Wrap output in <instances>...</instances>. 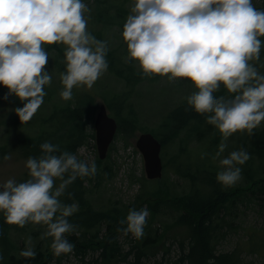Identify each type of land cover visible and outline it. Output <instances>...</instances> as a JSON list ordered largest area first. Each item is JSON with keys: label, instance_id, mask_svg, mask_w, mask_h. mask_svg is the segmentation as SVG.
<instances>
[{"label": "clouds", "instance_id": "1", "mask_svg": "<svg viewBox=\"0 0 264 264\" xmlns=\"http://www.w3.org/2000/svg\"><path fill=\"white\" fill-rule=\"evenodd\" d=\"M89 11L82 0H0V84L9 89L4 99L14 94L23 102L14 110L22 123L44 103V88L52 81L45 70L49 53L42 45L66 46L65 71L60 73L64 101L73 98L74 87L91 89L108 70V41L86 30ZM258 37H264V10L252 0H134L122 31L128 50L124 60L137 61L143 76L167 77L170 83L186 78L198 89L187 103L196 113L207 114L206 123L221 133L214 160L233 133L247 130L252 135L264 121V74L250 63L260 59L264 42ZM221 84L234 94L231 98L214 96ZM39 147L41 154L26 160L30 179L0 185V211L9 225H45L40 238H51L53 255L59 257L74 250L65 234L75 232L68 217L78 211L77 204L59 198L78 177L95 176L97 166L50 142ZM3 159L10 160L11 154ZM248 159L243 148L219 159L217 182L234 186L242 178L236 165ZM148 215L146 207L131 209L120 221L127 225L124 234L143 237ZM19 255L36 258L31 237Z\"/></svg>", "mask_w": 264, "mask_h": 264}, {"label": "rangeland", "instance_id": "2", "mask_svg": "<svg viewBox=\"0 0 264 264\" xmlns=\"http://www.w3.org/2000/svg\"><path fill=\"white\" fill-rule=\"evenodd\" d=\"M82 2L90 9L85 14L86 17H90L86 30L97 39L108 41L110 49L106 56L108 70L91 89H87L86 86L74 87L73 98L64 101L60 97L63 88L60 73L65 71L63 61L66 46L63 44L42 45L49 53L45 70L51 74L52 81L44 88L47 93L44 103L29 121L19 124L20 126L16 125L18 115L14 110L17 107H23V102L14 94L4 99L9 89L0 84V185L8 179H14L17 183L30 179L29 170L25 166L28 158L24 157L17 147L20 137L49 131L53 142L66 143L71 136L73 126L70 121H67L68 124L63 122L62 118H58L55 122L49 120L52 113L58 109V116L62 108H74L79 104L91 106L94 111L91 118L88 119L86 116L84 124L78 123L80 129L84 128L89 135L76 155L89 163L95 161L97 173H101L104 179L99 183L100 175L97 173L87 179L88 198L95 208L111 210L117 206L121 212H125L124 220L131 209L139 211L146 207L149 215L146 218L143 237L137 239L131 233L125 235L122 232L117 240L124 244L126 252L133 244L143 247L144 241L149 236L158 238L157 242L148 244L149 246L144 248L146 252L144 263L158 264L164 261V264H180L179 259L183 250L181 245L182 243L189 245L191 232L188 226L176 221L184 208L173 204L175 198L186 194L212 191L213 187L204 180L205 175L216 178L217 173L222 170L219 159L243 148L250 155V159L243 165H236L242 169L241 180L231 187L220 184L223 189L232 191L233 196L223 208L226 221L221 223L224 224L225 235L220 237L217 245L221 251H232L235 248L242 250L243 264H264V195L251 192L254 189V183L264 179V156L250 152L247 143L250 135L247 130L233 133L225 142L227 147L221 157L214 160L213 157L222 139L221 133L214 128L212 132L201 137L200 131L206 128L207 123L198 124L196 121H191L174 140L168 141L164 146L162 159L166 167L163 176L159 179H149L145 171L144 157L136 146L139 135L145 131L155 133L158 137L171 133V127L167 126L170 112L186 104L187 97L198 89L186 78H177L176 82L170 83L167 77L157 75L151 78L145 77L137 61L125 62L124 57L128 55V50L122 38V31L134 0H82ZM252 2L257 9L264 10V0H252ZM258 38L264 42V37ZM250 63L264 74V43H262L259 61L253 60ZM122 90H127L125 92V100L129 106V108L125 107L128 109L127 118L135 121L136 128L131 132H119L109 149L108 156L100 160L96 142L95 117L100 105L106 104L104 95L108 94L111 97ZM233 95L226 90L224 97L231 98ZM111 111L110 109L109 113L114 115V111ZM125 113H127L126 110ZM60 124L63 126L56 133V128ZM263 128L264 121L254 130ZM8 154H11V159L5 161L3 157ZM104 166H109L111 171L106 174L104 171L99 172ZM108 174L111 175L107 176ZM60 182L56 180L55 183L58 186ZM158 188L162 190L154 193V190ZM140 193L142 196L136 200ZM64 195L59 199L67 204ZM156 202H162L157 213L151 208V205ZM2 213L3 211H0V214ZM20 229L11 231L12 249L5 252L0 248V255L3 256L0 264H3L11 253L19 256L26 247L29 237H31L34 251L38 245H41L44 252H52L50 247L52 239L40 238L41 234L47 230L45 225L27 223ZM255 241L258 244L257 248H253ZM256 249L258 251H254ZM100 251L101 248L90 249L81 258L79 257L81 255L73 250L65 255L61 262L57 261V257H52V261L47 264H91L95 257H100ZM133 257L132 253L128 260L121 259L119 263L130 264Z\"/></svg>", "mask_w": 264, "mask_h": 264}, {"label": "trees", "instance_id": "3", "mask_svg": "<svg viewBox=\"0 0 264 264\" xmlns=\"http://www.w3.org/2000/svg\"><path fill=\"white\" fill-rule=\"evenodd\" d=\"M226 88L221 84L220 89L214 93V96H225ZM122 90L119 93L110 95H104V101L109 111L114 113V116L118 123V132H131L136 128L135 121L127 118L129 108L125 100V92ZM116 104V105H115ZM116 106V107H115ZM125 110L127 113H125ZM61 113L57 116L58 109L52 113V117L49 120L55 122L58 118L63 119V122L68 124L70 121L71 136L67 139L66 143L53 142V137L49 131H40L36 135H29L20 137L17 143L18 149L21 154L28 158L29 156L38 157L41 154L40 145L44 142H51L52 144L59 145L61 151H69L76 155L79 147L87 141L88 133L84 128L80 129L81 125L85 123V117L88 119L92 116L93 108L86 105H77L71 108H62ZM94 113V111H93ZM207 115V114H206ZM206 115H200L188 105V103L180 105L170 112L167 126L171 127V133L163 134V137H158L162 142V152L164 146L168 141L174 140L182 129L187 127L191 121H196L198 124L206 123ZM55 116V117H54ZM19 117L17 118L16 125H21ZM23 124V123H22ZM19 125V126H20ZM63 124H60L56 128V133ZM214 127L206 124V128L200 131L201 137L206 133L212 132ZM117 136V135H116ZM116 138V137H115ZM247 143L250 148V152L264 156V128L261 130H253V134L247 139ZM163 157V156H162ZM83 160L81 158H78ZM101 160V159H100ZM98 160V164H100ZM85 161V160H84ZM166 167L164 163V168ZM99 171V168H98ZM109 173L111 168L109 166L101 167V171ZM100 175L101 173H97ZM111 174H108L109 176ZM67 178V175L65 176ZM89 177L83 179L77 178L65 191V202L67 204L75 203L78 205V211H76L68 220L71 224L75 225V232L66 233V238L75 245L74 251L76 254H87L90 249H100V257H95L91 264H120V260H128V257L133 253V261L130 264H145L144 257L146 252L144 248L158 241V238L149 236L143 243V247H139L138 244H133L128 251H124V244L117 240L120 233L127 226L121 225L120 221L124 218L125 212H121L120 209L115 206L114 209L106 210L95 208L87 196L88 188L86 181ZM104 179L102 175L99 177V183ZM58 180V179H57ZM204 180L210 184L212 191L197 192L192 194H186L175 198L173 204L176 207H183L184 211L177 217V222L189 227L191 232V240L189 245L182 243V254L179 259L180 264H207L209 259L215 261V264H243L242 250L235 248L232 251H221L218 249V241L221 236L225 235L223 230L224 224L222 221H226L223 215L224 206L230 201L233 196V192L223 189L216 178L211 175L206 176ZM60 181V180H58ZM162 188L154 190L158 192ZM253 193H259L264 195V179L254 183ZM71 194V195H69ZM141 193L136 197V200L140 198ZM135 200V201H136ZM162 202H156L151 205L152 210L157 213L160 210ZM31 222H29L30 224ZM21 230L19 225H9L5 223L4 213L0 214V248L5 252L9 251L13 247V242L10 239L12 230ZM104 230V232H103ZM256 241L253 243V248H257ZM2 246V247H1ZM100 247V248H99ZM137 249V251H136ZM136 251V252H135ZM258 251V249L254 250ZM35 252L37 253L35 259H25L15 253L9 254L3 264H47L55 257L53 252H44L41 245H38ZM67 254H61L58 262ZM53 257V258H52ZM158 264H164V261H160Z\"/></svg>", "mask_w": 264, "mask_h": 264}, {"label": "water", "instance_id": "4", "mask_svg": "<svg viewBox=\"0 0 264 264\" xmlns=\"http://www.w3.org/2000/svg\"><path fill=\"white\" fill-rule=\"evenodd\" d=\"M119 128L117 119L109 113L108 107L102 103L95 117L96 142L100 159L108 156L109 149L115 140ZM136 146L145 161V171L149 179H159L163 176L162 142L150 131L142 132Z\"/></svg>", "mask_w": 264, "mask_h": 264}]
</instances>
